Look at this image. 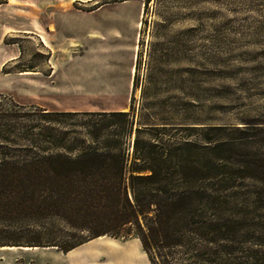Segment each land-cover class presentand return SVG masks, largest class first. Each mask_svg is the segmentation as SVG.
I'll use <instances>...</instances> for the list:
<instances>
[{
  "label": "rangeland",
  "instance_id": "obj_1",
  "mask_svg": "<svg viewBox=\"0 0 264 264\" xmlns=\"http://www.w3.org/2000/svg\"><path fill=\"white\" fill-rule=\"evenodd\" d=\"M16 105L36 115L22 119L29 127L53 128L68 146L89 118L57 123L39 111L130 112L133 106L157 124L176 125L173 148L189 142L187 159L200 168L209 164V142L224 143L225 173L262 175L264 0H0V106ZM161 134L151 142L166 143L169 136ZM135 138L124 141L130 155ZM2 229L5 240L29 236ZM54 231L70 232L58 223ZM102 237L68 253L3 246L13 249L0 247V264H134L121 260L127 248L112 246L132 247L137 238Z\"/></svg>",
  "mask_w": 264,
  "mask_h": 264
},
{
  "label": "trees",
  "instance_id": "obj_2",
  "mask_svg": "<svg viewBox=\"0 0 264 264\" xmlns=\"http://www.w3.org/2000/svg\"><path fill=\"white\" fill-rule=\"evenodd\" d=\"M16 108L0 106V247L68 253L111 236L139 239L151 264H264L258 214L264 212V174L225 173L224 143L209 142L210 161L202 169L187 159L189 142L173 148L176 125L157 124L133 106L130 112L39 111L57 123L89 118L78 133L84 138L70 146L53 128L29 127L22 119L36 115ZM157 132L169 136L166 143L151 142ZM133 134L130 155L124 141ZM55 223L70 232L58 236ZM3 226L29 236L5 240Z\"/></svg>",
  "mask_w": 264,
  "mask_h": 264
},
{
  "label": "crops",
  "instance_id": "obj_3",
  "mask_svg": "<svg viewBox=\"0 0 264 264\" xmlns=\"http://www.w3.org/2000/svg\"><path fill=\"white\" fill-rule=\"evenodd\" d=\"M136 239V238H135ZM137 240V239H136ZM139 240V239H138ZM140 242V240H139ZM141 242L140 244H135L132 247H129L127 245H117V244H113V248L115 249H122V248H127V252L126 254L123 253L124 258L121 260H125V261H131V263L134 264H151L148 255L146 254L145 251H143L142 247H141ZM79 248V247H78ZM78 248L74 249L75 251L79 250ZM135 259V260H134Z\"/></svg>",
  "mask_w": 264,
  "mask_h": 264
},
{
  "label": "bare ground",
  "instance_id": "obj_4",
  "mask_svg": "<svg viewBox=\"0 0 264 264\" xmlns=\"http://www.w3.org/2000/svg\"><path fill=\"white\" fill-rule=\"evenodd\" d=\"M65 6H66V5H64L63 7H65ZM43 41L47 44L46 40L43 39ZM24 74H37V73H34V72H27V73H24ZM102 238H104V237H100V238H98V239H96V240H99V239H102ZM93 241H95V240H92V241L89 242L88 244L92 243ZM1 248H3V249H10V250L13 249V247H1ZM20 248H21V247H20ZM22 249H23L24 251H31V250H38L39 248H38V247H35V248H31V247H22Z\"/></svg>",
  "mask_w": 264,
  "mask_h": 264
}]
</instances>
